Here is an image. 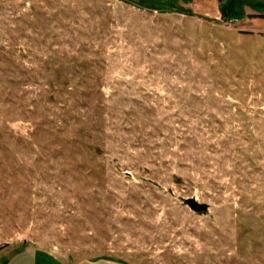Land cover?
I'll return each mask as SVG.
<instances>
[{
  "label": "rangeland",
  "instance_id": "1",
  "mask_svg": "<svg viewBox=\"0 0 264 264\" xmlns=\"http://www.w3.org/2000/svg\"><path fill=\"white\" fill-rule=\"evenodd\" d=\"M0 264H264V0H0Z\"/></svg>",
  "mask_w": 264,
  "mask_h": 264
},
{
  "label": "water",
  "instance_id": "2",
  "mask_svg": "<svg viewBox=\"0 0 264 264\" xmlns=\"http://www.w3.org/2000/svg\"><path fill=\"white\" fill-rule=\"evenodd\" d=\"M188 205L190 209L197 214H206L208 212V207L206 205H200L194 201H190Z\"/></svg>",
  "mask_w": 264,
  "mask_h": 264
}]
</instances>
